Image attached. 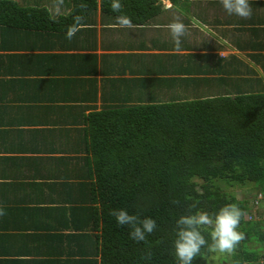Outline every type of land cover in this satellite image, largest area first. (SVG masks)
Instances as JSON below:
<instances>
[{"label": "trees", "instance_id": "1", "mask_svg": "<svg viewBox=\"0 0 264 264\" xmlns=\"http://www.w3.org/2000/svg\"><path fill=\"white\" fill-rule=\"evenodd\" d=\"M87 2L83 9L90 11L84 19L96 7L95 0ZM102 5L112 12L110 6ZM16 13L25 16L29 31L40 33L52 27L66 32L73 23L71 18L58 25L45 10L20 12L4 6L0 25L17 24ZM118 81L110 82L109 93L111 102L116 99L119 106L91 112V144L78 152L83 156L68 164L63 158L41 166L47 183L39 186L47 192L28 196L30 207L13 218L19 230L13 239L19 236L24 247L29 241L30 248L27 245L22 258L6 264H178L173 245L177 220L196 211L214 214L228 204L243 212L238 231L244 239L229 254L231 264L263 261L259 250L248 247L252 241L264 244L261 223L253 221L254 214L245 221L247 201L236 200L224 189L250 183L264 193L261 79L246 92L237 88L236 94L228 95L221 92V85L206 98L167 103H153L152 96L139 90L133 95L140 88L135 80ZM89 99V104L97 101L96 96ZM37 169L41 176V168ZM24 185L29 190L39 188ZM113 209H126L141 219L151 217L156 229L146 233L145 241H134L130 227L117 224L110 215ZM201 231L210 245V229ZM208 245L192 264H212L219 252L209 251ZM21 254L20 250L17 256ZM221 254L219 260L226 261L228 254ZM27 255L38 259L26 260Z\"/></svg>", "mask_w": 264, "mask_h": 264}, {"label": "crops", "instance_id": "2", "mask_svg": "<svg viewBox=\"0 0 264 264\" xmlns=\"http://www.w3.org/2000/svg\"><path fill=\"white\" fill-rule=\"evenodd\" d=\"M95 2L84 19L90 10L80 5L87 0H64L59 16L53 0H0L1 8L45 10L58 25L77 12L85 21L72 40L56 27L29 31L18 13L17 24L0 25V264L30 248L29 241L24 247L19 236L13 239L19 232L13 218L33 195L47 192L39 186L47 183L42 167L83 156L78 152L91 144V112L118 108L110 82L135 80L140 88L133 95L139 90L153 103L206 98L221 85L233 95L237 88L255 89L257 79L264 85V0H249L248 19L226 13L220 0H121L130 28L103 7L111 0ZM176 17L188 29L179 52L167 28ZM89 96L97 101L89 104ZM26 182L39 188L29 190Z\"/></svg>", "mask_w": 264, "mask_h": 264}, {"label": "clouds", "instance_id": "3", "mask_svg": "<svg viewBox=\"0 0 264 264\" xmlns=\"http://www.w3.org/2000/svg\"><path fill=\"white\" fill-rule=\"evenodd\" d=\"M220 3L229 15H236L244 19H248L252 15L249 0H220ZM63 5L64 0H53L51 8L56 16L60 15ZM80 7L85 8L86 5L81 4ZM110 8L113 13L117 14L116 22L120 27H132L131 18L122 11L121 0H111ZM82 21L83 16L81 15L73 17V23L67 27L66 31L68 40H72L76 33L81 30ZM167 28L174 43V50L179 52L182 44L181 37L187 34L188 29L179 17L174 18L167 25ZM4 214L3 209H0V215ZM110 215L116 218L117 224L128 225L131 229L130 238L137 242L145 241L146 233L151 234L157 226L153 218L141 219L138 215L129 214L126 209H113L110 211ZM242 216V210L235 204L225 205L214 214L196 211L189 215H182L176 222V238L173 241L178 264H192L193 259L200 254L201 248L208 245L201 229H210L212 243L208 245L209 251L234 253L236 247L244 239V234L238 231Z\"/></svg>", "mask_w": 264, "mask_h": 264}, {"label": "rangeland", "instance_id": "4", "mask_svg": "<svg viewBox=\"0 0 264 264\" xmlns=\"http://www.w3.org/2000/svg\"><path fill=\"white\" fill-rule=\"evenodd\" d=\"M78 15V14H77ZM76 16V15H75ZM230 39V38H228ZM264 82V79H263ZM233 187H229L227 185L224 186L225 191L230 194L231 196L235 197L236 200L238 201H247L248 203V211L245 212V221L247 220V217L254 212L255 216L253 221L259 222V223H264V201H260L257 205H255V198L258 193H261L264 195V193L259 192L258 189L250 183H246L243 186H238L236 184L232 185ZM251 222V221H249ZM260 224V229H264V224ZM249 249L254 250L257 253V250H259L262 254L260 256L264 257V244H259L258 242L252 241L249 244ZM223 255L219 252L217 254V258H213L212 264H231L230 256L226 257V261H220L219 259L222 258ZM263 263L260 259L259 262L256 264H261Z\"/></svg>", "mask_w": 264, "mask_h": 264}, {"label": "built area", "instance_id": "5", "mask_svg": "<svg viewBox=\"0 0 264 264\" xmlns=\"http://www.w3.org/2000/svg\"><path fill=\"white\" fill-rule=\"evenodd\" d=\"M263 200H264V196L261 194H257L256 200H255V205H257L260 201H263ZM254 216H255V214H254Z\"/></svg>", "mask_w": 264, "mask_h": 264}]
</instances>
